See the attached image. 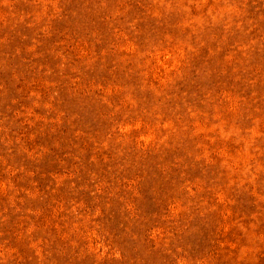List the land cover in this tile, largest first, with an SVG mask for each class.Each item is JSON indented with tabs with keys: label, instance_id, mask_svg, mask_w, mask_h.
Segmentation results:
<instances>
[{
	"label": "rangeland",
	"instance_id": "rangeland-1",
	"mask_svg": "<svg viewBox=\"0 0 264 264\" xmlns=\"http://www.w3.org/2000/svg\"><path fill=\"white\" fill-rule=\"evenodd\" d=\"M0 264H264V0H0Z\"/></svg>",
	"mask_w": 264,
	"mask_h": 264
}]
</instances>
